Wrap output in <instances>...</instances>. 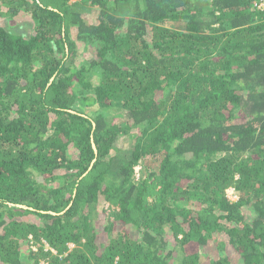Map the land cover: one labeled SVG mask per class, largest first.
I'll list each match as a JSON object with an SVG mask.
<instances>
[{
	"label": "trees",
	"instance_id": "obj_1",
	"mask_svg": "<svg viewBox=\"0 0 264 264\" xmlns=\"http://www.w3.org/2000/svg\"><path fill=\"white\" fill-rule=\"evenodd\" d=\"M260 1L0 0V264H264Z\"/></svg>",
	"mask_w": 264,
	"mask_h": 264
},
{
	"label": "rangeland",
	"instance_id": "obj_2",
	"mask_svg": "<svg viewBox=\"0 0 264 264\" xmlns=\"http://www.w3.org/2000/svg\"><path fill=\"white\" fill-rule=\"evenodd\" d=\"M76 1V0H73ZM16 21L18 22L17 28L20 30H23L24 32H27L26 34L30 33V24H31V19L28 17L26 14H21L19 17L15 18ZM140 168L137 166L135 168L136 172H139ZM227 195L232 199V200H237L238 199V194L235 192L232 188H229L227 190ZM213 252H211L212 254ZM210 254V255H211Z\"/></svg>",
	"mask_w": 264,
	"mask_h": 264
},
{
	"label": "water",
	"instance_id": "obj_3",
	"mask_svg": "<svg viewBox=\"0 0 264 264\" xmlns=\"http://www.w3.org/2000/svg\"><path fill=\"white\" fill-rule=\"evenodd\" d=\"M94 148L96 149V146H95V144H94ZM10 205L11 206H16V207H23V208H29L27 205H22V204H12V203H10Z\"/></svg>",
	"mask_w": 264,
	"mask_h": 264
},
{
	"label": "built area",
	"instance_id": "obj_4",
	"mask_svg": "<svg viewBox=\"0 0 264 264\" xmlns=\"http://www.w3.org/2000/svg\"><path fill=\"white\" fill-rule=\"evenodd\" d=\"M258 6H259V7H264V0H261V1L258 3Z\"/></svg>",
	"mask_w": 264,
	"mask_h": 264
}]
</instances>
